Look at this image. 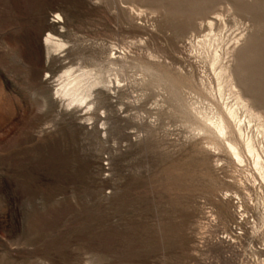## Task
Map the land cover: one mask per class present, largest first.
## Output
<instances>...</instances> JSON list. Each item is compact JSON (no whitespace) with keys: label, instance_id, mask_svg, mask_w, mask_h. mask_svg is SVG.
Instances as JSON below:
<instances>
[{"label":"rangeland","instance_id":"obj_1","mask_svg":"<svg viewBox=\"0 0 264 264\" xmlns=\"http://www.w3.org/2000/svg\"><path fill=\"white\" fill-rule=\"evenodd\" d=\"M228 107L264 156V0H0V264H264Z\"/></svg>","mask_w":264,"mask_h":264},{"label":"bare ground","instance_id":"obj_2","mask_svg":"<svg viewBox=\"0 0 264 264\" xmlns=\"http://www.w3.org/2000/svg\"><path fill=\"white\" fill-rule=\"evenodd\" d=\"M208 27L210 28V32H213V31L215 32V30H213L214 28L212 29L213 24L211 22L208 23ZM203 37L205 39L203 41L201 39L200 40L201 42L198 41L199 42V45L202 46L201 48H207L210 45V42L212 43V41L210 40V37L211 36L209 34V35H206V36H203ZM213 37L216 38L215 35ZM214 38L212 40H215ZM199 45H196V46H198L197 48L200 47ZM210 46H212V45H210ZM209 49H211V48H209ZM203 51H204V49H203ZM204 55H205V52H204ZM212 56L213 57L211 59V68L214 71H216V70L219 69V74L217 75V77L218 78H221L223 75L228 74L229 73L228 72V69L227 68H224L221 65H219V58H221V57H219L217 55L216 50L214 52V55H212ZM237 100H238V105H241L242 107H244L245 108V111L247 113H249L248 115H250L249 117H250V120H251L252 119L251 117H253L254 114L252 115L253 112L252 113L249 112V109H248L249 106H247V105L244 104V101L241 99V97L239 95L237 96ZM238 109H239V107H238ZM240 117L238 115L237 109H234V108H231V107L229 108L228 107L224 111L219 110L218 112L215 113V115H214V117L212 119H207V121L210 122V124H211V126L213 128L214 134L218 138L221 137V138H225L226 139V136L229 135L230 132L233 133V134H235L237 136L238 139L237 138L236 139H229V138L226 139L225 149L230 154V156L232 157V159H234L235 161H237L239 163H242V165L244 164V157L246 155L250 156L251 159H252V163H253V170L255 171L254 173H257L258 174L259 179H261L260 181L261 182L263 181L262 183L264 184V156L260 152L262 150L259 151L258 147H256L254 145L255 143L253 144L251 142V140H249L250 138L248 139V137H247V140L246 139L245 140H241L242 139V136H243V130L244 129H242V123L243 122L240 119ZM257 117H258V115H257ZM250 120H248V123H250ZM262 122H263V120H262ZM261 127H262V130L264 131V123L261 124ZM233 134H232V136H233ZM243 138H245V136ZM240 142H242V143H240ZM260 148H262V147H260ZM239 165L241 166V164H239Z\"/></svg>","mask_w":264,"mask_h":264}]
</instances>
